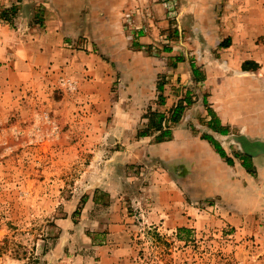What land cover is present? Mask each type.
Returning <instances> with one entry per match:
<instances>
[{
	"label": "rangeland",
	"instance_id": "rangeland-1",
	"mask_svg": "<svg viewBox=\"0 0 264 264\" xmlns=\"http://www.w3.org/2000/svg\"><path fill=\"white\" fill-rule=\"evenodd\" d=\"M10 2L0 1V264H264L256 223L234 226L218 199L178 190L183 166L187 183L205 174L190 146L179 157L159 147L161 133L140 136L172 97L186 115L200 107L180 125L207 137L209 86L183 83L162 54L187 51L196 68L192 53L206 44L214 57L216 41L173 17L143 45L144 22L131 26L108 0L47 18ZM210 67L226 78L224 63ZM166 127L170 142L177 126Z\"/></svg>",
	"mask_w": 264,
	"mask_h": 264
},
{
	"label": "crops",
	"instance_id": "crops-1",
	"mask_svg": "<svg viewBox=\"0 0 264 264\" xmlns=\"http://www.w3.org/2000/svg\"><path fill=\"white\" fill-rule=\"evenodd\" d=\"M0 1L9 4L14 0ZM17 1L21 7L20 14L31 10L35 14L41 7L47 18L53 15L64 17L66 12L75 10L98 13L105 0ZM109 2L113 14L124 16L131 26L137 28L144 22V27L140 29L144 33L139 32L143 34L139 38L143 45L161 39L158 29L165 26V19L173 17L178 18L179 28L184 19L187 22L192 19L194 32L207 36L210 42L216 41L214 57L212 47L206 48V44L198 45V54L192 53L199 65L195 73L191 63L186 61L187 51L162 54L166 56L162 59L177 66L176 71L181 74L183 83L193 80L196 84L209 86L208 97H203L208 102L204 132L216 146L203 137H194L182 130L180 123L191 112L194 116V110L200 108L197 105L192 106L193 111L188 115L186 111L176 124L173 140L161 143L159 147H176L177 150L172 149V154L182 157L185 156L183 146H190L186 155L202 165L205 174H194L193 182L187 183L181 179L183 176L188 178V168L183 166L182 172L176 173L175 177L178 190L186 194L193 191L192 195H199L195 196V200L218 199L224 204L229 223L234 226H241L247 220L256 223L260 227L257 236L264 242V0H108L107 6ZM74 3H79L80 8ZM223 43H226L225 47ZM203 49H209L208 61L203 58ZM214 60L218 65H226L228 73L225 79L220 75L214 76L210 67ZM205 62L210 68L205 67V78L199 79L197 77L203 72L201 66ZM192 63L195 64L194 61ZM171 98L165 100L166 104L160 112L169 115L177 106L178 101ZM217 148L224 152L225 157ZM167 156L161 154L165 160ZM250 214L254 217H248Z\"/></svg>",
	"mask_w": 264,
	"mask_h": 264
},
{
	"label": "trees",
	"instance_id": "trees-1",
	"mask_svg": "<svg viewBox=\"0 0 264 264\" xmlns=\"http://www.w3.org/2000/svg\"><path fill=\"white\" fill-rule=\"evenodd\" d=\"M222 46L225 47L226 43H223ZM192 69L194 70V73H195V67L193 65H192ZM158 90L160 92H163L164 90L163 86L158 85ZM160 99L162 100V103H163L164 99L162 96H160ZM183 106L184 105L181 103L178 104L174 109H172L170 115H166L164 113L152 114L150 119L147 118L149 120L147 131L145 133H141L140 136L147 137L152 132H159L161 133V138L158 140L157 143L161 144V143L169 141L171 139L172 133L169 127L168 128L166 127L167 123L168 124L169 123L178 124L181 121L182 116L185 112V108ZM204 139L215 145L214 141H212V139H210L208 136L205 137ZM217 150L221 154L222 157H225V154L223 151L219 150L218 148Z\"/></svg>",
	"mask_w": 264,
	"mask_h": 264
}]
</instances>
